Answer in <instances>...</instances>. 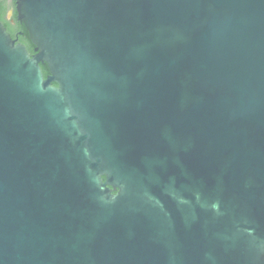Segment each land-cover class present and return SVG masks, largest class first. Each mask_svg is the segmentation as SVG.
<instances>
[{"label": "water", "instance_id": "obj_1", "mask_svg": "<svg viewBox=\"0 0 264 264\" xmlns=\"http://www.w3.org/2000/svg\"><path fill=\"white\" fill-rule=\"evenodd\" d=\"M16 5L0 264H264V0Z\"/></svg>", "mask_w": 264, "mask_h": 264}, {"label": "flooded vegetation", "instance_id": "obj_2", "mask_svg": "<svg viewBox=\"0 0 264 264\" xmlns=\"http://www.w3.org/2000/svg\"><path fill=\"white\" fill-rule=\"evenodd\" d=\"M4 13V20L7 22L5 23L4 21L0 20L1 22L5 23V25L7 26V29L10 28L11 30H16L18 28L17 26V22L19 21L17 18V5H16V0H0V16L1 14ZM22 34H24L21 30H19ZM17 33V32H16ZM15 39H17L18 42L23 43L20 40V35H18L17 37H14ZM35 47V46H34Z\"/></svg>", "mask_w": 264, "mask_h": 264}, {"label": "trees", "instance_id": "obj_3", "mask_svg": "<svg viewBox=\"0 0 264 264\" xmlns=\"http://www.w3.org/2000/svg\"><path fill=\"white\" fill-rule=\"evenodd\" d=\"M3 16H4V13L1 14L0 20H2L5 23H7L4 20ZM17 26H18V28L16 29V30H18V31H16L17 33L15 32V30H11L10 28H8V31L12 34L13 37H17L18 35H20V40L27 46V48L30 51V53L33 54L35 52L34 51L35 47H34L32 41L30 39L29 32L27 31L26 27L20 21L17 22ZM19 30H21L24 34L21 35V33H19L20 32ZM41 67H42V69L44 71L45 76H47L49 74V69H48L47 64H41Z\"/></svg>", "mask_w": 264, "mask_h": 264}]
</instances>
